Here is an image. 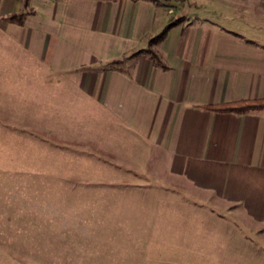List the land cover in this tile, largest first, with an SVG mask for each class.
<instances>
[{
	"label": "crops",
	"instance_id": "obj_1",
	"mask_svg": "<svg viewBox=\"0 0 264 264\" xmlns=\"http://www.w3.org/2000/svg\"><path fill=\"white\" fill-rule=\"evenodd\" d=\"M1 70L74 166L129 186L58 197L88 208L41 210L0 264H264V111L208 108L264 98V0H0Z\"/></svg>",
	"mask_w": 264,
	"mask_h": 264
},
{
	"label": "rangeland",
	"instance_id": "obj_2",
	"mask_svg": "<svg viewBox=\"0 0 264 264\" xmlns=\"http://www.w3.org/2000/svg\"><path fill=\"white\" fill-rule=\"evenodd\" d=\"M235 20L233 22L236 23H233L232 18L224 19L222 26L237 29L247 37L256 34L257 27L252 23L248 24L247 16L240 15ZM130 60L131 57H127L110 66L120 68ZM2 72L1 70L0 224L6 227L11 219L10 224L17 228L7 232L0 226L1 241L8 237L10 240H21L25 239V235L30 237L39 234L32 232L30 229H36L30 227L41 222L38 215L41 210L65 213L77 210L78 207L88 208V201L57 199L62 195L121 190L129 186L120 182L119 170L118 182L110 185L104 182L103 167L78 159L74 166L73 157L88 153L73 152L70 145L62 143L54 127H45L43 130L40 121L24 118V89L10 79L15 72ZM3 75H7V78L3 79ZM25 227L28 229H24ZM50 230L48 229L49 236H55V231Z\"/></svg>",
	"mask_w": 264,
	"mask_h": 264
},
{
	"label": "trees",
	"instance_id": "obj_3",
	"mask_svg": "<svg viewBox=\"0 0 264 264\" xmlns=\"http://www.w3.org/2000/svg\"><path fill=\"white\" fill-rule=\"evenodd\" d=\"M181 21L182 19L180 18H171L167 23V25L164 27V29L158 35L150 39L149 44L152 46L161 43L166 38L170 29L175 25L179 24ZM145 53L150 54L151 57L155 60V62H157V64L161 63L158 55L152 50H140L136 54L141 55ZM119 61L120 60L114 61L111 64H116ZM208 108L216 112L238 113V114L248 113L252 111H264V98L222 103V104L209 106Z\"/></svg>",
	"mask_w": 264,
	"mask_h": 264
}]
</instances>
